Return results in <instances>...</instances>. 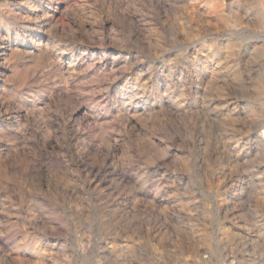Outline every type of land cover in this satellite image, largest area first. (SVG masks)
I'll use <instances>...</instances> for the list:
<instances>
[{
  "label": "rangeland",
  "instance_id": "obj_1",
  "mask_svg": "<svg viewBox=\"0 0 264 264\" xmlns=\"http://www.w3.org/2000/svg\"><path fill=\"white\" fill-rule=\"evenodd\" d=\"M257 2L0 0V264H264Z\"/></svg>",
  "mask_w": 264,
  "mask_h": 264
},
{
  "label": "bare ground",
  "instance_id": "obj_2",
  "mask_svg": "<svg viewBox=\"0 0 264 264\" xmlns=\"http://www.w3.org/2000/svg\"><path fill=\"white\" fill-rule=\"evenodd\" d=\"M257 7H259V14L258 15H260V18H262V19H264V0H258V2H257ZM221 8V7H220ZM217 13V12H216ZM220 17V16H219ZM245 18V17H244ZM234 21V20H233ZM235 23V22H234ZM262 24V23H261ZM16 36V35H15ZM32 37V36H31ZM7 39V38H6ZM9 41V40H8ZM2 43V42H1ZM6 45V44H5ZM4 48L5 47H1L0 48V75L3 73V70H4V68L5 67H8V66H6V64H5V57H6V51L4 50ZM2 58H4L3 59V61H2ZM263 58H264V51H263ZM3 83V82H2ZM49 90V89H48ZM56 90V89H55ZM260 90V89H259ZM50 91V90H49ZM2 95V94H1ZM57 96V95H56ZM54 97V96H53ZM62 98V97H61ZM50 99V98H49ZM47 100V99H46ZM56 100V99H55ZM64 100H66V99H64ZM18 103V102H17ZM3 104V103H2ZM4 108V107H3ZM83 109H84V106H82L81 104H77L76 105V107L74 108V113L73 114H75V116H77V115H79V114H82V111H83ZM73 112V111H72ZM24 113V112H23ZM7 115V114H6ZM17 115V114H16ZM21 115V114H20ZM19 115V116H20ZM12 116V115H11ZM22 116V115H21ZM20 116V117H21ZM71 116V115H70ZM13 117H14V115H13ZM2 118H4V117H2ZM15 119V118H14ZM32 119V118H31ZM10 120V119H9ZM72 120V119H71ZM29 121V120H28ZM34 121V120H33ZM40 121V120H39ZM68 121V120H67ZM1 122V121H0ZM70 122V121H69ZM4 123V122H3ZM32 124V123H31ZM33 125H34V123H33ZM38 125V124H37ZM36 125V126H37ZM61 125V124H60ZM70 125V124H69ZM73 126V125H72ZM35 127V126H34ZM257 128H259V131H257V133H256V131H255V141H254V146L257 148V149H259L261 152H262V154H263V156H264V118L257 124ZM7 129V128H6ZM32 129H34V128H32ZM42 129V128H41ZM8 130H10L9 128H8ZM32 131V130H31ZM44 131V130H43ZM46 131V130H45ZM57 131V130H56ZM10 132V131H9ZM14 132V131H13ZM35 133V132H34ZM43 133V132H42ZM75 133H76V131H75ZM45 134V133H44ZM59 134V133H58ZM42 136V135H41ZM40 136V137H41ZM60 136H62V141L64 142V143H67V142H72L73 143V145L76 147V149L74 148V146H73V149L72 150H69V148H67V153L69 154V157L71 158V159H74L76 162H79V160H81L82 159V156H81V154L78 152L79 150H80V148H79V150H78V145H77V139L75 138V136L74 135H67V136H65V133L64 132H62L61 133V135ZM33 137V136H32ZM43 138V137H42ZM39 140V139H38ZM47 140V139H46ZM44 138L43 139H41V144L39 145L38 144V142L36 143V152L38 153V158H39V160H40V162H41V159H40V149L41 148H43V149H46L47 148V141H46ZM63 145V144H62ZM7 146V145H6ZM80 146V145H79ZM4 147V146H3ZM35 147V146H34ZM3 149V148H2ZM62 149H64V148H62ZM44 152V151H43ZM54 153V152H53ZM32 154H34V153H32ZM36 154V153H35ZM46 154V153H45ZM31 155V154H30ZM50 155V154H49ZM54 155V154H53ZM37 158V159H38ZM54 158V157H53ZM56 158V157H55ZM51 159V158H50ZM57 159V158H56ZM32 160V159H31ZM46 160V159H45ZM49 160V159H48ZM53 161H54V159H53ZM52 161V162H53ZM59 162V161H58ZM64 162V161H63ZM46 163V162H45ZM55 163V162H54ZM32 164V163H31ZM57 164V163H56ZM62 164V163H61ZM34 165V164H33ZM37 165V164H36ZM45 165V164H44ZM53 165V164H52ZM30 166V165H29ZM44 167V166H43ZM46 167H48V166H46ZM55 167V166H54ZM53 167V168H54ZM29 168V167H28ZM60 168V167H59ZM66 169V168H65ZM64 169V170H65ZM58 170V169H57ZM27 171V170H26ZM39 171V170H38ZM51 171V170H50ZM36 172V171H35ZM59 172H61V171H59ZM29 174V173H28ZM39 174V173H38Z\"/></svg>",
  "mask_w": 264,
  "mask_h": 264
}]
</instances>
